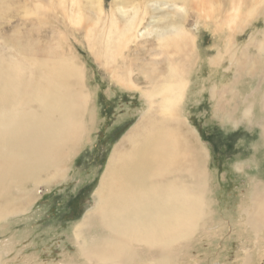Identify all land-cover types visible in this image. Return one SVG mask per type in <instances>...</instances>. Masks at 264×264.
<instances>
[{
    "label": "bare ground",
    "instance_id": "bare-ground-1",
    "mask_svg": "<svg viewBox=\"0 0 264 264\" xmlns=\"http://www.w3.org/2000/svg\"><path fill=\"white\" fill-rule=\"evenodd\" d=\"M57 1L65 12L66 0ZM67 1L70 5L66 14L69 22L81 25L83 13L77 9L71 13V9L78 6V0ZM93 1L91 5L96 9V18L91 22L95 28L102 22V28L100 26L96 36L91 25L86 26L85 38L90 50L102 57L106 65L116 66V61L134 42L150 36L148 28L144 27L140 32L145 16H150L153 23L162 24L153 40L159 53L155 50L157 54L149 55L147 63L154 65L155 70L139 72L147 82L146 87L139 88L135 84L138 80L116 78L126 87L139 91L147 108L120 147L113 150L93 195V205L74 228L78 254L84 264H176V254L182 241L204 231V217L209 213L205 202V177L202 176V164H198L202 161V155L196 150L198 140L188 127L187 131L183 130L185 123L181 106L188 78L178 61L171 60L182 58V64L185 50L191 62L197 58L193 36L185 26L188 2H195L201 22L213 20L215 32H220V37L223 35L218 38L221 45L216 57H211L209 64L215 66L227 61V70H232L233 80L225 86V91L219 92L214 88L212 94L234 93L232 114L242 110L241 117L255 123L264 137V28L259 32V38L250 37L239 49L235 47L237 35L259 15L264 18V0H253L252 4L249 0L251 6L249 4L248 7L243 5L244 0H233L227 8L228 14L225 11L226 15L220 21H217L218 8L213 6V0H152L151 10L148 6L132 7L130 15L122 13L124 15L119 18L122 19L121 25L117 19V14L122 11L120 5L117 14L111 11L101 19L104 10L101 1ZM154 4L171 5L174 10L156 20ZM159 55L162 56L161 61L152 59ZM161 63L166 64V68L163 66L165 75L162 67H156ZM243 76L259 77L258 85L244 97L234 89ZM41 81L47 87L30 96L41 110L36 111L29 105L26 108L18 106V109L17 103H8L24 96L26 88L34 82L25 83L19 71L0 65V201L7 196V187L12 183L23 184L49 169L53 174L48 180L66 175L68 162L90 131L92 120L87 119V112L91 96L84 87L82 66L72 58L69 64L54 60L42 74ZM222 99L223 96L219 101ZM256 109L261 119H257ZM222 117L224 121H236V117L229 119L224 114ZM191 171H194L192 176L188 174ZM184 173L190 178L187 183ZM31 197L18 198L14 206L9 205L11 201L0 204V219L24 210L25 201H30ZM245 202L250 213L243 223L253 235H257L264 231V181H252ZM93 226L99 231V236L88 235Z\"/></svg>",
    "mask_w": 264,
    "mask_h": 264
},
{
    "label": "rangeland",
    "instance_id": "rangeland-1",
    "mask_svg": "<svg viewBox=\"0 0 264 264\" xmlns=\"http://www.w3.org/2000/svg\"><path fill=\"white\" fill-rule=\"evenodd\" d=\"M91 1L93 0H78V6L71 9V13H75L76 9L83 13L82 24L74 25L67 16V10L70 11L67 0L65 12L58 6L57 0H0V65L19 71L25 83L34 82L26 88L24 96L11 99L8 104L17 103L16 107L24 105L22 108L29 105L40 111V105L30 96L47 87L41 81L42 74L46 73L50 62L57 60L69 64L72 58L84 71V87L91 96L87 119L92 120L88 135L82 138L81 147L68 162L66 175L63 174L62 177L54 179L55 181L48 180L50 174H53L49 169L36 179H30L23 184L12 183L7 187V196L0 204L11 201L9 205L14 206L18 203V198L34 195L30 201H25L27 205L23 207L24 210L0 219V264H84L78 254L74 228L93 205V195L113 150L116 146L120 147V143L147 108L139 91L126 87L116 78L134 82L138 80L135 84L139 88L146 87L147 82L145 83L139 72L149 73L155 70L154 65L147 63L150 60L149 55L159 53L154 43V34L162 23H153L150 16H145L142 30L139 29L142 32L144 27L148 28L151 37L147 35L148 38L134 42L128 51L123 52L122 58L116 61V66L106 65L102 57L90 50L85 38L86 26L91 25L96 36L102 28V22L96 28L91 22L96 18V9ZM100 1L104 9L101 19L111 11L117 14L120 5L119 9L122 11L118 13L119 16L117 14L120 25L122 19L119 18L124 15L122 13L130 15L132 7L150 8L153 5L152 0ZM232 1H212L213 6L218 8L217 21L228 14L227 8ZM250 1L252 4L253 0ZM250 1L244 0L243 5L248 7ZM195 5L194 1L188 2L185 26L193 36L194 48H197L196 61H190L187 50L182 64V58L178 60L175 57L171 60L178 61L188 78L189 86L187 85L181 106L185 123L183 130L187 131L188 127L198 140L196 150L202 155V161L198 164H202V176L205 177V202L209 213L204 217V231L182 241L175 263L264 264V231L253 235L243 223L250 213L245 200L252 181H264V137L255 123L241 117L242 110L232 114L234 93L218 96L212 94L214 88L219 92L225 91V86L233 80V74L232 70H227V61L215 66L209 64V59L216 57L221 45L218 38L223 35L220 37V32H215L213 20L205 19V22H201ZM154 7L156 20L174 10L171 5L168 7L154 4ZM255 20L249 27L246 26L242 34L237 35L235 47L238 49L250 37H260L264 18L259 15ZM152 59L161 61L162 56ZM161 65L156 67H162L165 75L166 64ZM258 80V76H243L234 89L241 96H246L258 85ZM259 86L262 88L261 82ZM222 96L223 99L219 101ZM256 100L257 98L254 102ZM222 114L229 119L236 117V121H224ZM256 115L259 117L257 119H261L258 109ZM193 173L194 171L188 172L191 176ZM188 174L184 173L185 183L190 180ZM88 233L90 237L99 236V231L94 226ZM136 262L138 261L134 263Z\"/></svg>",
    "mask_w": 264,
    "mask_h": 264
}]
</instances>
